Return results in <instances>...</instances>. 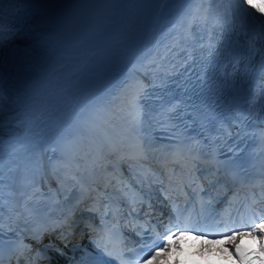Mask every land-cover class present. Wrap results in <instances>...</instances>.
I'll use <instances>...</instances> for the list:
<instances>
[{
    "label": "snow or ice",
    "instance_id": "obj_1",
    "mask_svg": "<svg viewBox=\"0 0 264 264\" xmlns=\"http://www.w3.org/2000/svg\"><path fill=\"white\" fill-rule=\"evenodd\" d=\"M20 12L21 9L17 6V0H0V33L8 27L3 21L18 18ZM237 12L244 13L252 20L261 21V35L264 36V0H238L235 8L229 5L224 13L218 14L214 18L213 27L210 31H214L216 27L228 26L230 23L229 17H234ZM36 15V13H32V19H35ZM197 19H201L205 26L209 23L207 13L203 16L199 12L194 13L191 21L194 22ZM203 47L204 45H201V48ZM207 48L211 54L213 48L211 37H209ZM168 54L166 52L161 60L166 58ZM239 62L237 60V63ZM152 64L159 66L158 61L155 59ZM153 87L155 85L149 86L142 80L129 81L120 94L119 102L113 112V119L107 122L111 126V130L107 127L96 128L85 124L79 131L80 136L87 135L90 137L89 152L92 154V160L91 166L85 169L88 173L87 178H84L83 173L77 175V172H80V164L74 156L68 154L64 160L58 162L65 169L64 178L57 176L59 189L67 193L72 192L73 189L79 191V198L68 209V215L63 223L71 227L69 219L75 215L76 210L81 205H84V212L98 214L100 217L99 226L86 223V227L90 229L92 235V248L88 251H82L79 259L75 260L74 264H113L114 261H119V264H129V261L125 260V253L121 249L119 241L120 220L123 218L120 202L122 200L127 202L129 216L134 212H138V205L145 203V194L143 193L145 186L151 188L153 184H159L164 199L172 200L174 194L184 192L185 188H191L194 192L198 189V194L204 192L206 188L201 183L202 179L207 181L208 186L218 184L220 181L218 173L221 171V162L215 155V151H205L192 143H185L184 139L181 138L183 133L173 132V137L178 142L171 147L157 148L154 146L155 140L147 136V129L157 124H164L165 130H170L169 126L158 116L166 117L167 111L173 109L170 108L167 111L153 115L152 109L146 103L151 95L150 88ZM259 98L264 101V87L259 90ZM254 106L255 100L249 102V112ZM261 115L264 116V106L261 108ZM246 118L243 110L238 111L237 120L239 123L237 127L243 124ZM113 121H118V125ZM170 127L174 128L176 126L172 125ZM222 135L231 138L232 131L224 129ZM237 135H239L238 132ZM261 139L264 141V131L261 132ZM72 143V140L68 141L69 146ZM196 143L199 144V141ZM229 150L234 151L235 149L230 148ZM105 161L110 162L113 172L111 175L99 176L97 175L98 171H108ZM149 161H154L158 165V169L151 167L148 164ZM125 162L132 171L136 184L140 186L139 189L134 188L131 182H125L117 176L115 170ZM223 163L225 164L224 171L227 174V162ZM212 169H215V171H212ZM261 169L264 170V161L261 162ZM56 171L57 168L54 167V175ZM205 171L208 172V175L202 177L201 173ZM232 179H237L235 172L232 173ZM68 180L73 183L68 184ZM33 183H35V180H33ZM101 186L102 191L100 190ZM65 199H68L67 195ZM173 204V210L177 211L174 201ZM148 207H152L150 202ZM24 210L31 216L32 210L28 208L27 201H25ZM11 211L16 213L17 221L25 220L27 222L24 213L16 212L14 208ZM11 219L12 217L9 216L8 220L11 221ZM261 219L264 220V217ZM196 223L191 215L181 220V216L177 211L175 223H172L170 218L169 226L165 227L163 232H157L153 229L155 238L151 244L146 245L148 251L142 257H136V260L139 261V264H153V262L158 264L160 260L164 259L161 253L167 254L170 247L173 246L171 241L175 236L190 235L193 230L200 232L199 238H204L210 234L204 229L197 228ZM250 223L254 224L255 220L250 221ZM172 228H177L178 233H173ZM3 229L12 230V224L0 221V230ZM31 234L35 241L40 242L43 239L44 230L35 227L31 229ZM212 234L226 239L230 246L231 255L237 261H242L243 257L238 254L239 245L237 241L243 236L260 235L264 237V222L251 227L248 231H238L226 225L224 229ZM60 238L67 240L68 236L61 232ZM49 247L53 246L50 245ZM9 251L18 261L23 257L26 258L27 264H32L31 249L27 248L22 240L14 241ZM54 251L57 255L50 256L47 264H70L69 261L60 259L64 256L63 250L55 247ZM260 251L264 253V241L261 243ZM37 255H40V253ZM0 264H4L3 256H0Z\"/></svg>",
    "mask_w": 264,
    "mask_h": 264
},
{
    "label": "bare ground",
    "instance_id": "obj_2",
    "mask_svg": "<svg viewBox=\"0 0 264 264\" xmlns=\"http://www.w3.org/2000/svg\"><path fill=\"white\" fill-rule=\"evenodd\" d=\"M38 2H42L44 6H46L48 9L52 11H57L60 8H65L67 4L63 0H37ZM66 5V6H65ZM35 6H37L35 4ZM250 49V54H249ZM246 54L254 59H261L264 57V38L261 41H251L247 44L246 47ZM31 53V51H29ZM32 54V53H31ZM5 57L8 60L15 57V55L10 54L8 52H4L1 54V58ZM27 61L26 63H28ZM34 104L30 103L22 110V115L24 118H27L28 120H32L35 117L34 111H33ZM6 112V111H4ZM40 128L33 127V130L30 133H25L23 137L25 139L34 138L36 135L40 134L42 132V129L44 126V120L40 119L38 121ZM12 145H18V142L15 141ZM2 153L6 154L5 150H1ZM28 154V151H25L23 153L24 156ZM173 246L170 247L167 254H161L164 256L163 260H160L158 264H164L167 263V258L170 256H176L179 258H182L184 254L182 252H192V251H206L207 253H218L220 255H224L225 253L229 252L230 246L228 245V241L225 240L222 243H211L207 242L205 240H202L200 238H193V237H183L179 239L178 241L171 243ZM178 245V247H177ZM170 255V256H169ZM153 264H156V262H153Z\"/></svg>",
    "mask_w": 264,
    "mask_h": 264
}]
</instances>
